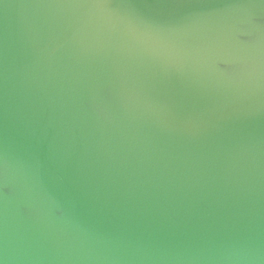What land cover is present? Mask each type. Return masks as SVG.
<instances>
[{
	"label": "water",
	"instance_id": "water-1",
	"mask_svg": "<svg viewBox=\"0 0 264 264\" xmlns=\"http://www.w3.org/2000/svg\"><path fill=\"white\" fill-rule=\"evenodd\" d=\"M0 264H264V0H0Z\"/></svg>",
	"mask_w": 264,
	"mask_h": 264
}]
</instances>
